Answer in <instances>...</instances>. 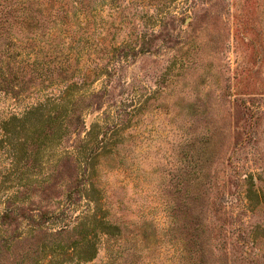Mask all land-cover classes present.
Listing matches in <instances>:
<instances>
[{"label": "rangeland", "instance_id": "rangeland-1", "mask_svg": "<svg viewBox=\"0 0 264 264\" xmlns=\"http://www.w3.org/2000/svg\"><path fill=\"white\" fill-rule=\"evenodd\" d=\"M62 3L0 27V264H264V0Z\"/></svg>", "mask_w": 264, "mask_h": 264}, {"label": "trees", "instance_id": "trees-1", "mask_svg": "<svg viewBox=\"0 0 264 264\" xmlns=\"http://www.w3.org/2000/svg\"><path fill=\"white\" fill-rule=\"evenodd\" d=\"M62 1L63 0L61 1L59 0H15L13 1L14 3L12 5H5L4 8L6 9V12L2 11V17H1V18L3 17L5 18L3 20L0 18V22L2 23L0 24V27L2 28L3 26L7 24H10L12 27H20V28L25 27V30H27V27H28L31 30V32H33L34 37L37 38L38 35H43V31L47 26V21H48L47 15H46L47 5L53 6L55 3H57V5H55L56 6L55 10H58V11L63 10L64 3H62V6L58 5ZM75 2L73 3L74 7H77L76 6L77 4L78 5L81 4L79 3V1L78 2L75 1ZM11 9H13L12 13L7 11V10L11 11ZM8 14H10L11 16L10 15L8 16ZM1 51L2 50L0 49V53ZM0 75L2 77L4 76L1 72H0ZM11 213L12 211L10 209L5 210V212L3 213V219H2L3 224L7 223V218L11 215ZM63 233H67L69 235L70 232L67 229L62 228L59 234H63ZM90 240H91V237L89 239L88 235L82 238V242H88ZM90 256H94V252Z\"/></svg>", "mask_w": 264, "mask_h": 264}]
</instances>
